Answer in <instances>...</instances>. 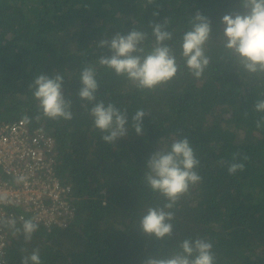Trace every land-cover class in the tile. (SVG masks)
Returning a JSON list of instances; mask_svg holds the SVG:
<instances>
[{
  "label": "trees",
  "instance_id": "16d2710c",
  "mask_svg": "<svg viewBox=\"0 0 264 264\" xmlns=\"http://www.w3.org/2000/svg\"><path fill=\"white\" fill-rule=\"evenodd\" d=\"M198 10L213 28L205 45L210 63L199 78L181 48ZM237 10L239 0H0V121L24 118L55 137L59 174L72 185L76 207L63 226L48 231L38 224L30 241L23 222L7 225L11 242L0 264H22L37 249L41 264H142L148 255L169 256L189 238L210 241L215 264H264V126H256L264 113L253 107L264 99V73H248L223 47L221 18ZM165 17L178 65L174 78L141 89L99 64L111 53L97 43L116 32L146 33L150 52L155 37L149 24ZM85 67L96 71L97 101L126 110L129 125L137 110L148 113L143 136L129 128L116 144L102 139L93 105L76 94ZM56 73L65 79L71 120L44 116L29 88L38 75ZM184 137L202 179L171 209L173 235L159 241L139 231L148 208L166 202L145 182L146 164L157 148ZM234 156L245 168L229 174Z\"/></svg>",
  "mask_w": 264,
  "mask_h": 264
},
{
  "label": "clouds",
  "instance_id": "9594fccd",
  "mask_svg": "<svg viewBox=\"0 0 264 264\" xmlns=\"http://www.w3.org/2000/svg\"><path fill=\"white\" fill-rule=\"evenodd\" d=\"M148 2L151 4L153 0ZM239 9L221 18L223 47L248 73H264V0H239ZM159 15L158 10L153 12L154 17ZM169 21L170 18L165 17L162 22L154 20L149 24L155 37V45L150 52H145L144 48L146 33L135 28L127 33L116 32L110 39H101L97 47L108 49L111 55L102 54L99 64L114 70L119 76H125L141 89L151 90L168 82L178 72L176 56L167 43L173 39L172 32L168 30ZM190 25V29L182 36V56L187 67L199 78L210 63L205 45L213 36L212 21L198 10L192 15ZM64 85L65 79L59 73L40 74L29 85L44 116L50 119L73 118L71 100L65 98ZM98 89L95 69L85 67L80 74V87L76 94L81 101L93 105L89 110L90 115L93 117L94 126L104 133L102 139L116 144L128 135L129 128L134 129L138 136H143V121L148 113L143 109L137 110L129 125L126 110L121 111L112 103L97 101ZM253 107L256 112L264 113V99H257ZM256 126H264V116L257 120ZM242 159L247 160V156ZM199 164L200 161L187 137L175 139L169 148H157L150 154L144 179L151 190L162 195L166 202L163 206L148 208L140 220L141 234L159 241L173 235L172 221L175 213L171 209L189 191L190 185L201 181L202 177L196 171ZM244 168L245 164L237 162L234 156L228 172L235 174ZM17 179L22 182L25 177L20 176ZM9 223L15 227L14 220ZM38 224L40 223L34 219L24 220L22 231L26 241L31 240L38 230ZM30 262L41 264L38 249L30 256L23 257L22 264ZM142 264H215L213 244L202 238L185 239L180 242L178 250L169 256L148 255Z\"/></svg>",
  "mask_w": 264,
  "mask_h": 264
},
{
  "label": "built area",
  "instance_id": "2783aa9c",
  "mask_svg": "<svg viewBox=\"0 0 264 264\" xmlns=\"http://www.w3.org/2000/svg\"><path fill=\"white\" fill-rule=\"evenodd\" d=\"M56 139L26 119L0 121V263L10 221L34 219L48 230L76 211L72 185L61 179ZM25 180L18 182V177Z\"/></svg>",
  "mask_w": 264,
  "mask_h": 264
}]
</instances>
